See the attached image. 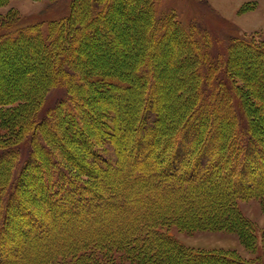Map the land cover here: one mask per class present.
<instances>
[{
	"label": "trees",
	"instance_id": "1",
	"mask_svg": "<svg viewBox=\"0 0 264 264\" xmlns=\"http://www.w3.org/2000/svg\"><path fill=\"white\" fill-rule=\"evenodd\" d=\"M124 1L134 2L128 23L118 15ZM17 19L0 16V52L27 46L42 59L24 73L27 83L18 90L25 96L0 90V118L9 130L0 137V264H113L121 256L134 264H258L234 252L190 248L166 228H246L252 238L238 201L264 197V38H233L215 55L196 26L174 10L159 14L156 0H72L66 15L47 21V36L41 22ZM124 26L132 37L119 51L128 53L126 66L108 76L102 68L82 70L87 36L100 29L118 41ZM168 37L183 61L193 59L189 74L196 72L181 100L192 101L175 114L153 96L164 88L159 43ZM240 47L254 56L251 73L236 63ZM104 79L120 96L95 112L88 102ZM60 85L65 95L42 113ZM88 114L98 125L86 121ZM70 122L74 131L66 132L79 148L51 136L61 137Z\"/></svg>",
	"mask_w": 264,
	"mask_h": 264
},
{
	"label": "rangeland",
	"instance_id": "2",
	"mask_svg": "<svg viewBox=\"0 0 264 264\" xmlns=\"http://www.w3.org/2000/svg\"><path fill=\"white\" fill-rule=\"evenodd\" d=\"M2 1L0 0V16L18 18V23L22 22L23 24L41 22L43 24V33L47 36V21L66 15L70 10L72 0ZM123 6V11H120L118 15L128 23L130 21L126 14L131 13L134 8V2L124 1ZM156 7L159 14L174 10L178 19L183 24L186 26H196V31L208 38L211 46L210 50L215 55L217 53L220 55L224 54L233 38L242 37L243 35L264 38V0H156ZM143 12L148 13L147 10ZM120 33L122 39L118 41L111 35L109 37L107 32L105 33L100 29L93 31L92 34L90 33L87 36L88 43L84 45L85 51H83V55L85 61L81 64V69L86 70L95 67L97 68L96 70H99L102 68L101 70H106V72L102 73H112L115 75L120 66L124 68L127 64L126 61L129 60L128 53L125 52L124 55L120 54L119 51H126L130 48L132 42L131 28L124 26ZM175 34L178 36L179 33L175 32ZM176 36L174 35L173 37ZM172 38L169 39L168 37L159 43V47L163 51V57L160 59L158 67L164 70V72L160 75L158 83L160 87L164 85V88L157 89L153 94V96H159L160 102H164L167 105L164 108V112L167 113L168 111L169 114L180 113L192 101L191 99V101L186 100V102H183V99L190 94L191 89L189 88V84H193L196 79V72L191 75L189 74L191 69L190 64L194 63L193 59L190 58L188 61H183L182 55L177 52L178 49L174 48L176 45L173 44ZM149 40L144 41L143 45L145 46L150 43ZM26 47H12L13 49L10 48V50L0 52V90L4 88L5 92H9L11 95L16 89L18 90V87L23 88L24 84L27 83L23 78L24 73L28 70L31 71L29 72L31 74L36 71L37 67L33 68L31 66L35 61L42 59V53H37L34 49L29 51L31 47ZM235 52V55H240L238 57L241 59L236 63L240 62L242 70L244 72L248 70L251 73V68L255 66V64L252 67L250 66L253 64L254 56L252 58L250 53L246 54L241 47L237 48ZM25 67L26 69L23 70ZM110 67L114 69H110ZM46 71L45 73H48V70ZM147 75L146 77L150 76L149 72ZM253 76H257V74ZM256 79L258 78L254 77L251 81L255 82ZM103 81H105V86L103 88L99 87L100 89L98 88V90L100 91L97 89L91 90L94 94L90 96L91 100L88 103H90L89 105H93V107L91 106V110L95 112H98L96 111L98 108L100 110L110 108L109 104L120 96V93L116 94V92L107 88L108 79H104ZM91 83L95 84L96 81H91ZM98 84L100 85L99 82ZM166 86H170L169 91L165 89ZM19 91L16 93L17 95H14L16 98L25 96L22 94L24 93L23 91H21L22 93ZM64 95L65 88L63 86L53 87L48 93L47 100L41 110L42 113H45L46 110L54 106L56 101ZM19 103L20 101L18 100L17 103L15 102V105ZM113 104L115 103L113 102ZM9 105L14 106L13 103ZM116 106L118 107L119 105L116 104ZM98 115L100 118L104 117L103 113H98ZM257 115L260 116L259 113ZM88 116L89 121L84 118L87 122L94 124L93 126L98 125L94 116H90V114ZM101 122L99 121V123ZM6 126L3 119L0 118V137L8 134L9 130ZM67 128L74 131L75 125L70 122L64 130L62 129L63 135L61 137L58 136L57 132L51 130L52 138L57 140L59 144L63 141L69 145L73 144L74 148H79L77 139L74 138L73 141L70 139L69 131L66 132ZM92 130L94 131V129ZM75 137H77L76 134ZM51 142L53 141L51 140ZM141 195L143 197L147 196V192L141 193ZM238 204L242 213L253 225L254 233L252 238L246 237L245 233L248 232L246 228L241 232L227 229L186 230L181 229L177 225H172L166 228V231L190 248L225 250L234 252V254L244 260L264 264V197L240 199ZM88 228V225H84L82 230H87ZM56 231L62 233L63 230L57 229ZM123 258L125 259L124 256L118 257L113 264H134L127 260V258L125 260ZM217 263L219 262L217 261ZM103 264L110 263L105 261Z\"/></svg>",
	"mask_w": 264,
	"mask_h": 264
},
{
	"label": "bare ground",
	"instance_id": "3",
	"mask_svg": "<svg viewBox=\"0 0 264 264\" xmlns=\"http://www.w3.org/2000/svg\"><path fill=\"white\" fill-rule=\"evenodd\" d=\"M10 41H11V40H10ZM14 41H15V40H14ZM51 80H52V79H51ZM209 139H210V138H209ZM210 144H211V143H210ZM224 146H225V145H224ZM130 147H132V145H131ZM222 163H223V162H222ZM224 163H225V162H224ZM226 163H227V162H226ZM222 166H223V165H222ZM221 168H222V167H221ZM210 169H211V167H210ZM201 171H202V170H201ZM27 172H28V171H27ZM27 172H26V173H27ZM238 172H239V171H238ZM241 173H242V171H241ZM29 174H30V173H29ZM188 180H190V179H188ZM259 182H260V181H259ZM261 185H262V184H261ZM245 189H246V188H245ZM239 192H240V191H239ZM27 193H28V192H27ZM170 196H171V195H170ZM28 199H29V198H28ZM169 199H171V198H169ZM169 199H168V200H169ZM170 201H171V200H170ZM180 204H181V203H180ZM167 205H168V204H167ZM182 212H183V211H182ZM205 219H206V218H205ZM205 219H204V220H205ZM201 221H202V220H201ZM208 221H209V220H208ZM208 221H207V222H208ZM171 222H172V221H171ZM202 222H203V221H202ZM209 224H210V223H209ZM7 237H8V236H7ZM9 238H10V237H9Z\"/></svg>",
	"mask_w": 264,
	"mask_h": 264
}]
</instances>
